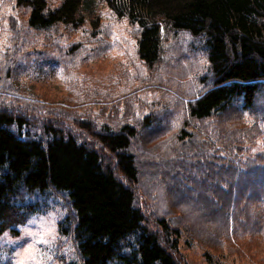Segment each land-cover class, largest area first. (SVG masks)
Segmentation results:
<instances>
[{"label":"trees","instance_id":"obj_1","mask_svg":"<svg viewBox=\"0 0 264 264\" xmlns=\"http://www.w3.org/2000/svg\"><path fill=\"white\" fill-rule=\"evenodd\" d=\"M15 1L26 20L12 25L5 72L25 64L26 74L30 59L44 57L68 74L98 55L47 37L53 28L81 26L95 0ZM105 2L129 25L144 73L123 68L117 82L93 90L68 81L83 98L70 110L19 95L21 108L0 105V233L17 234L27 220L31 205L19 199L53 188L69 196L71 223L61 230H74L82 264H183L174 240L183 231L229 251L257 245L264 236V150H250L264 139V0ZM35 32L41 37H28ZM9 87L1 80L0 94ZM147 91L149 102L141 94ZM44 110L65 115L66 123L40 119ZM172 206L183 213L174 215Z\"/></svg>","mask_w":264,"mask_h":264},{"label":"rangeland","instance_id":"obj_2","mask_svg":"<svg viewBox=\"0 0 264 264\" xmlns=\"http://www.w3.org/2000/svg\"><path fill=\"white\" fill-rule=\"evenodd\" d=\"M95 4L89 13L90 16L86 17L81 26L74 30L53 28L47 35L59 36L64 43L74 41L88 48H95L98 52L95 58L87 59L81 65L80 71L70 70L68 74L64 65L57 59L33 58L29 60L28 73L24 74L22 71L25 64L14 69L11 67L8 72L1 66L2 53L7 47L14 45L16 40L12 25L18 24L22 28L26 14L17 8L15 0H0V81L6 80L10 84V90L0 94V105L21 108L16 101V96L19 95L54 108L70 110L78 106L83 98L79 93L67 88L68 81H78L77 83L80 82L79 84L86 90H93L106 88L109 81L117 82L119 79L117 75L123 68L131 75L134 73V66L139 67L144 73V66L139 64L134 55L135 39L125 18L115 16L107 7L105 0H95ZM93 22L95 25H92ZM165 29L162 36L169 31L167 26ZM38 35L41 37L39 32L30 33L28 37ZM28 45L26 42L25 46ZM141 94L148 102L152 99L151 91H147L145 95ZM87 100L85 99L86 102ZM81 107L84 108L85 105ZM92 108L97 106L93 105ZM141 111L142 108H133L136 115ZM243 113L245 121L251 123V117L246 111ZM26 114L31 116L33 112L27 111ZM37 115L42 120H62L66 123V116L59 113L49 114L44 110ZM262 130L264 132V124ZM263 150L264 139L259 138L250 152L255 154ZM139 200L142 206L147 204L148 207V198L143 199L139 196ZM18 202L22 207L31 205V209H28L29 216L23 224L16 226L17 234L8 230L0 233V264H67L70 261L82 264L79 250L75 245L77 239L74 230L70 233H63L61 230V227L70 226L73 212L66 190L36 189L24 195ZM171 211L174 215L183 213L173 206ZM184 229L189 231L188 228ZM174 240L177 243L178 257L183 258V264H215L211 262L214 259H220L223 264H264L262 262L264 236L257 245H249L240 252L216 248L202 240L192 241L185 231L176 235ZM108 264L125 263L113 258Z\"/></svg>","mask_w":264,"mask_h":264}]
</instances>
